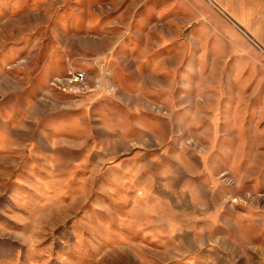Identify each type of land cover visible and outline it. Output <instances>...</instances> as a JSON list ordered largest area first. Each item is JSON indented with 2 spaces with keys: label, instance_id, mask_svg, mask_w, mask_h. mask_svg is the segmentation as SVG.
<instances>
[{
  "label": "rangeland",
  "instance_id": "1",
  "mask_svg": "<svg viewBox=\"0 0 264 264\" xmlns=\"http://www.w3.org/2000/svg\"><path fill=\"white\" fill-rule=\"evenodd\" d=\"M262 49L207 0H0V264H264Z\"/></svg>",
  "mask_w": 264,
  "mask_h": 264
},
{
  "label": "crops",
  "instance_id": "2",
  "mask_svg": "<svg viewBox=\"0 0 264 264\" xmlns=\"http://www.w3.org/2000/svg\"><path fill=\"white\" fill-rule=\"evenodd\" d=\"M207 1L243 35L250 36L264 49V0Z\"/></svg>",
  "mask_w": 264,
  "mask_h": 264
},
{
  "label": "built area",
  "instance_id": "3",
  "mask_svg": "<svg viewBox=\"0 0 264 264\" xmlns=\"http://www.w3.org/2000/svg\"><path fill=\"white\" fill-rule=\"evenodd\" d=\"M71 75L73 76V79L75 81H80L84 79V74L82 73H72Z\"/></svg>",
  "mask_w": 264,
  "mask_h": 264
},
{
  "label": "water",
  "instance_id": "4",
  "mask_svg": "<svg viewBox=\"0 0 264 264\" xmlns=\"http://www.w3.org/2000/svg\"><path fill=\"white\" fill-rule=\"evenodd\" d=\"M246 35V34H245ZM247 36V35H246ZM247 38L250 40V41H252L255 45H257L258 46V44H256L255 42H254V40L250 37V36H247ZM263 51H264V49H262Z\"/></svg>",
  "mask_w": 264,
  "mask_h": 264
}]
</instances>
